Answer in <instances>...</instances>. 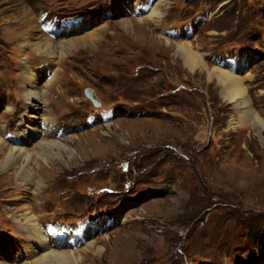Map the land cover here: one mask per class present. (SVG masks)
I'll return each mask as SVG.
<instances>
[{
  "label": "rangeland",
  "instance_id": "rangeland-1",
  "mask_svg": "<svg viewBox=\"0 0 264 264\" xmlns=\"http://www.w3.org/2000/svg\"><path fill=\"white\" fill-rule=\"evenodd\" d=\"M155 3L160 25L139 21ZM39 14L30 25L55 44H83L51 62L27 45L37 31L25 20ZM61 19L79 26L63 32ZM186 40L210 68L243 76V116L206 70L187 68L176 49ZM21 61L48 62L60 80L47 87L53 129L27 145L31 161L9 169L26 165L44 184L0 183V264H33L15 219L26 209L46 235L83 231L74 250L89 236L101 247L81 251L78 264H264V131L246 122L264 120V0H0V135L25 122ZM43 138H60L72 157L38 146Z\"/></svg>",
  "mask_w": 264,
  "mask_h": 264
},
{
  "label": "bare ground",
  "instance_id": "bare-ground-1",
  "mask_svg": "<svg viewBox=\"0 0 264 264\" xmlns=\"http://www.w3.org/2000/svg\"><path fill=\"white\" fill-rule=\"evenodd\" d=\"M148 11L146 14H140L137 18L139 21H145V23L153 24L155 26L160 25V18L162 16V12L159 9V3H155L152 7L147 9ZM217 12H210L206 17L212 19V17ZM31 17L25 20V24L31 27L32 30H36V36L34 40L27 45H31L40 53H45L51 58V62L54 63V58L56 53L59 52L63 54L64 52L68 51L69 48L75 47L78 43L83 44L85 37H79L74 40L73 36H69L63 39L62 43L55 44L49 38L44 36L43 31L41 30L38 21L34 25H30L31 21L38 20V17ZM35 22V21H34ZM122 27L125 29H130L132 32H136L135 25L131 19L126 20L123 19L121 21ZM150 24V25H151ZM77 24L72 23L71 21L68 23H63V27H61V31L67 32L73 26ZM25 26V25H24ZM79 26V25H77ZM100 27H96L94 31L88 32V37L92 41L95 42L94 36L100 33ZM142 29V28H141ZM30 28L24 31V35H27ZM137 34V33H136ZM137 36V35H136ZM141 36V35H140ZM169 36V35H168ZM168 36L166 40L168 41ZM143 37V36H142ZM88 39V38H87ZM98 41V40H97ZM170 47V46H169ZM177 51L180 53L181 57L187 68L190 71H193L196 68H202L207 71V77L209 79H216L218 83L225 89L226 96L230 101L235 102L236 112L241 111V116L244 115L246 112L247 101L243 99L244 96V85H243V76L241 74L236 73L230 67L226 66H219L217 64L213 65L212 68L207 66L204 60H202L201 54L196 52L192 49L191 42L186 40L182 41L177 44L176 46ZM23 65L22 72L20 73V89L22 91V95L24 98V108L25 112H27L24 116L25 122L20 121L17 126V131L14 135H7V131H2L0 135V183L3 181L2 177L7 175L9 177L13 176L14 182L13 185L10 184L9 187L14 189L19 188L20 182L18 179L19 176H22V180L24 183L22 184L25 189H28V185L30 184L27 181H32L33 176L30 170H24L23 168H18L21 165H17L16 162L20 159L28 162L31 159V149L28 148V144L32 142L33 138L35 139L40 134H42L43 129L46 133H49L53 129L54 119L53 115H50V112L47 110V104L49 103L48 98H46L48 86L52 83H55L60 80V76L58 70L51 69L48 66V62H43V69L35 68L34 66H29L26 61H21ZM51 67V66H50ZM195 71V70H194ZM48 77L46 82L43 86L39 85V80L42 77ZM45 87V88H44ZM250 106V105H249ZM49 108V107H48ZM44 110V113L41 114V110ZM50 109V108H49ZM250 111V110H248ZM52 113V112H51ZM44 114V116H43ZM22 115V114H21ZM20 116V115H19ZM252 119L246 120V122H250L255 124L259 130L264 131V120L262 117L258 116L257 114H251ZM23 118V120H24ZM41 122L39 124L38 119ZM245 121V120H244ZM109 121H107V125H109ZM4 128V127H3ZM44 132V133H45ZM27 135L29 138L27 141L25 140L24 136ZM82 138H78V141H81ZM38 146L45 147L47 149H56L57 156H62V151L68 152V157H72V152L75 151L70 145L63 143L62 140L59 138L54 139H41ZM80 148L81 144H77ZM45 150V149H44ZM48 151V150H47ZM51 151V150H50ZM70 151V152H69ZM45 155V154H44ZM23 161V162H24ZM31 161V160H30ZM22 163V162H21ZM15 164L18 166L17 170H13V172H9L10 168L14 169ZM33 168V167H32ZM31 168V169H32ZM34 171V170H33ZM30 173V175H29ZM35 173V171H34ZM12 178V177H11ZM41 178V177H40ZM40 178L34 180L37 183V186L44 184L43 179ZM38 186V187H39ZM37 187V188H38ZM39 192V190H37ZM35 191V192H37ZM39 201V200H38ZM38 204V203H37ZM34 209V206H33ZM14 215V214H13ZM38 216V215H37ZM36 216V217H37ZM35 215L26 209L25 212L16 216V222L19 224V228L23 231L27 237V251L30 254V258L33 264H78L83 258L80 255L81 251L90 249L95 244V242L90 238L86 240V245L78 248L73 249L74 245L78 243V236L76 233H70V235L63 239L59 236L60 229H53L52 231L49 230L48 235L43 232L42 226L36 221ZM39 218V217H38ZM51 229V227H50ZM77 236V237H76ZM66 240V241H64ZM64 242L67 244L69 250L62 248L64 246ZM66 246V248H67ZM72 247V248H71ZM25 249V248H24ZM101 247L94 248L92 251L99 253Z\"/></svg>",
  "mask_w": 264,
  "mask_h": 264
},
{
  "label": "water",
  "instance_id": "water-1",
  "mask_svg": "<svg viewBox=\"0 0 264 264\" xmlns=\"http://www.w3.org/2000/svg\"><path fill=\"white\" fill-rule=\"evenodd\" d=\"M86 95L93 101L95 105L99 104L98 98L95 96L93 90L91 88H87L85 90Z\"/></svg>",
  "mask_w": 264,
  "mask_h": 264
}]
</instances>
